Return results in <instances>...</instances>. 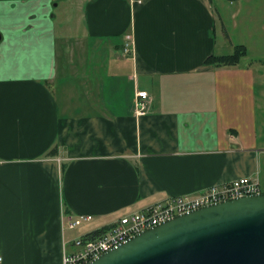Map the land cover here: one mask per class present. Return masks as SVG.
<instances>
[{"label": "crops", "instance_id": "crops-1", "mask_svg": "<svg viewBox=\"0 0 264 264\" xmlns=\"http://www.w3.org/2000/svg\"><path fill=\"white\" fill-rule=\"evenodd\" d=\"M213 1L63 0L74 23L61 35L54 0H0L2 264H60L75 239L213 184L257 177L263 190L264 74L258 89L243 63L264 69V0ZM241 14L237 32L227 19ZM236 45L237 64L205 63ZM138 90L152 96L139 117ZM80 215L92 219L68 228Z\"/></svg>", "mask_w": 264, "mask_h": 264}, {"label": "water", "instance_id": "water-1", "mask_svg": "<svg viewBox=\"0 0 264 264\" xmlns=\"http://www.w3.org/2000/svg\"><path fill=\"white\" fill-rule=\"evenodd\" d=\"M86 264H264V192L182 212Z\"/></svg>", "mask_w": 264, "mask_h": 264}, {"label": "built area", "instance_id": "built-area-1", "mask_svg": "<svg viewBox=\"0 0 264 264\" xmlns=\"http://www.w3.org/2000/svg\"><path fill=\"white\" fill-rule=\"evenodd\" d=\"M124 53H134V37L126 36ZM152 96L147 90H138L134 102V110L139 117L148 113ZM262 187L257 177H240L234 181L213 184L198 193H186L169 197L164 201L155 202L143 211L125 214L117 223L111 225L98 237L81 236L72 243V250H64L60 264H86L92 259L116 247L128 238L172 217L197 209L199 207L243 195L261 193ZM91 215H80L70 218L67 227L74 229L85 221L91 220ZM3 256L0 254V264Z\"/></svg>", "mask_w": 264, "mask_h": 264}, {"label": "rangeland", "instance_id": "rangeland-1", "mask_svg": "<svg viewBox=\"0 0 264 264\" xmlns=\"http://www.w3.org/2000/svg\"><path fill=\"white\" fill-rule=\"evenodd\" d=\"M55 2H54V4L56 5L57 3V5L59 6H56L55 7V11H54V15H55V17H56V22H57V25H58V27H59V31H60V34L62 35V33H63V30H64V26H65V23H66V21H68L69 22V25H72L73 23H74V16H73V14L72 13H67L66 12V14L64 13V11H63V6H64V2H63V0H54ZM217 1L218 0H214L213 2V4H212V6H213V11H215L216 13H218V11H222V10H220V8H221V6L217 3ZM225 1V3H226V7L228 6H230L231 5V2H230V0H224ZM234 1V0H233ZM251 0H240V2H236L235 4H234V9H236L237 8V6H242V10L243 11H249V2H250ZM218 10V11H217ZM222 13V12H221ZM225 15L227 16V14H226V12H225ZM244 14H241V15H239L237 18H228L227 19V23H228V25L234 30V28H235V30H237V32L239 31L240 32V30L242 29V26L245 24V23H247V24H249L250 23V20H248L247 22L245 21V19H246V17L244 16ZM236 22L238 23V26L237 27H234V24H236ZM219 25H222L221 23H220V21L219 22H217ZM258 23L260 24V22L258 21ZM218 31V30H217ZM257 34H259V32H257ZM107 55V53H106V51L105 50H100V51H98V52H96L95 53V58H96V62H97V64L99 65V63H104V62H106L107 60H108V57L106 56ZM251 56L252 57H254L255 58V56L256 55H254V54H251ZM263 58V57H262ZM243 65H246L247 67H250V68H252V69H256L257 70V74H258V76H259V79L257 80V87H258V89H259V87H260V85H261V78H260V76L262 75V74H264V69H261L260 67H261V65L262 64H260V63H256L255 61L254 62H252L251 60H250V58H248V59H246L245 61H244V63H243ZM264 98H261L260 100H259V103H258V105H257V108H258V115H257V118H258V124H259V126L260 127H258L259 128V136H260V138H261V144H260V147L263 145L264 146V127H262V125H264ZM262 127V128H261ZM261 153H263V152H261ZM263 162H264V154H263ZM264 187V186H263ZM263 190H264V188H263ZM81 227H85V223H83L82 225H80ZM80 226H78V227H80ZM2 264V263H1ZM15 264V263H14Z\"/></svg>", "mask_w": 264, "mask_h": 264}, {"label": "trees", "instance_id": "trees-1", "mask_svg": "<svg viewBox=\"0 0 264 264\" xmlns=\"http://www.w3.org/2000/svg\"><path fill=\"white\" fill-rule=\"evenodd\" d=\"M247 53H248L247 47H245L244 45H236L235 51L232 54L211 55L206 59L205 63L215 66L235 65L241 60L242 57L246 56ZM53 154H56V151H54ZM110 226L108 227L106 226L104 228L94 230L93 232L87 234L86 236L98 237L101 234H103Z\"/></svg>", "mask_w": 264, "mask_h": 264}]
</instances>
